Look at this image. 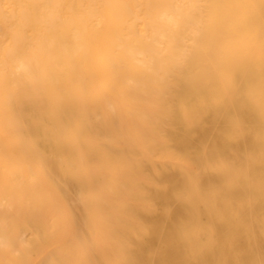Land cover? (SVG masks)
I'll return each mask as SVG.
<instances>
[{
	"label": "bare ground",
	"instance_id": "obj_1",
	"mask_svg": "<svg viewBox=\"0 0 264 264\" xmlns=\"http://www.w3.org/2000/svg\"><path fill=\"white\" fill-rule=\"evenodd\" d=\"M0 264H264V0H0Z\"/></svg>",
	"mask_w": 264,
	"mask_h": 264
}]
</instances>
